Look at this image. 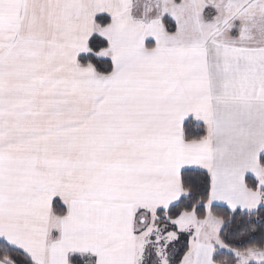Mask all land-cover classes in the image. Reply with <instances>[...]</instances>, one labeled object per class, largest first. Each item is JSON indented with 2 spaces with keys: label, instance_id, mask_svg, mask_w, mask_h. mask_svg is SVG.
<instances>
[{
  "label": "snow or ice",
  "instance_id": "obj_1",
  "mask_svg": "<svg viewBox=\"0 0 264 264\" xmlns=\"http://www.w3.org/2000/svg\"><path fill=\"white\" fill-rule=\"evenodd\" d=\"M0 264H264V0H0Z\"/></svg>",
  "mask_w": 264,
  "mask_h": 264
}]
</instances>
